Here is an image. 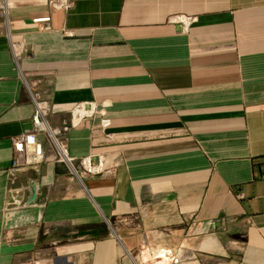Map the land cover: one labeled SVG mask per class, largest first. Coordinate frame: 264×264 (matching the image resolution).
I'll return each instance as SVG.
<instances>
[{
  "label": "crops",
  "instance_id": "1",
  "mask_svg": "<svg viewBox=\"0 0 264 264\" xmlns=\"http://www.w3.org/2000/svg\"><path fill=\"white\" fill-rule=\"evenodd\" d=\"M50 1L0 0V264H264V0Z\"/></svg>",
  "mask_w": 264,
  "mask_h": 264
},
{
  "label": "built area",
  "instance_id": "2",
  "mask_svg": "<svg viewBox=\"0 0 264 264\" xmlns=\"http://www.w3.org/2000/svg\"><path fill=\"white\" fill-rule=\"evenodd\" d=\"M50 6L55 9V10H66L69 11L73 8L74 3L73 1L69 0H52L50 1ZM3 8H6V6H2ZM51 21L50 18L47 19H37L35 20V23H49ZM45 29H49V26L45 27ZM13 48L16 50L18 49L16 44H13ZM36 113L34 117V124L35 128L40 130V131H47L50 133L46 125L50 127L49 122H48V114H49V104L39 102L36 100ZM87 103H81L78 104L75 109L72 112V120L71 124L69 125L68 123L65 124L63 129L60 130H54L52 129L53 134L51 133V136L54 140V142L59 146L63 147L64 142L62 140H59L57 138L58 135H63L64 133H68L71 128L76 127L77 122L76 121H83L87 118L93 117L96 114V108L94 104H90V109L87 107ZM112 125V122L109 118H104L101 121V126L103 127L104 130L110 128ZM107 137L110 139L111 135H107ZM13 144H14V150H15V157L13 161V166L11 169V175L13 177L17 176L23 171V164H22V155L25 153L26 148L28 145H30V136L29 135H23L18 138L13 139ZM99 161L97 164L94 163V157L89 156L85 157L81 160L82 168L85 174L91 175V176H99L103 175L105 173V159L103 156L98 157ZM70 160V159H69Z\"/></svg>",
  "mask_w": 264,
  "mask_h": 264
},
{
  "label": "trees",
  "instance_id": "3",
  "mask_svg": "<svg viewBox=\"0 0 264 264\" xmlns=\"http://www.w3.org/2000/svg\"><path fill=\"white\" fill-rule=\"evenodd\" d=\"M75 235L70 236L69 238H81L86 236H92L94 238H101L108 236L110 234L109 226L105 223L101 225H88L85 227H80Z\"/></svg>",
  "mask_w": 264,
  "mask_h": 264
},
{
  "label": "water",
  "instance_id": "4",
  "mask_svg": "<svg viewBox=\"0 0 264 264\" xmlns=\"http://www.w3.org/2000/svg\"><path fill=\"white\" fill-rule=\"evenodd\" d=\"M78 175V173H77ZM36 193L34 192L33 198H32V202H34L36 200ZM110 224V223H109ZM110 228L114 231V228L112 227V225L110 224Z\"/></svg>",
  "mask_w": 264,
  "mask_h": 264
},
{
  "label": "bare ground",
  "instance_id": "5",
  "mask_svg": "<svg viewBox=\"0 0 264 264\" xmlns=\"http://www.w3.org/2000/svg\"><path fill=\"white\" fill-rule=\"evenodd\" d=\"M46 128H47V130H49L52 134H53V131H52V129H50V127H48L47 125H46ZM54 135V134H53ZM61 148V151L62 152H65L64 151V149L62 148V147H60ZM65 154V153H64Z\"/></svg>",
  "mask_w": 264,
  "mask_h": 264
},
{
  "label": "rangeland",
  "instance_id": "6",
  "mask_svg": "<svg viewBox=\"0 0 264 264\" xmlns=\"http://www.w3.org/2000/svg\"><path fill=\"white\" fill-rule=\"evenodd\" d=\"M1 6H3V4H1Z\"/></svg>",
  "mask_w": 264,
  "mask_h": 264
}]
</instances>
